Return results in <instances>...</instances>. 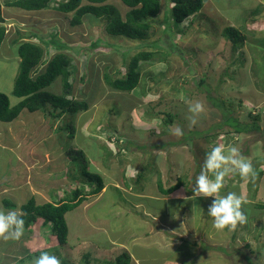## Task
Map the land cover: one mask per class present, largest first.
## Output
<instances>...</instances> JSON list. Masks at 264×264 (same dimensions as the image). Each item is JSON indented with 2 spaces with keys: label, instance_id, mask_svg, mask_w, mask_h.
Listing matches in <instances>:
<instances>
[{
  "label": "rangeland",
  "instance_id": "rangeland-1",
  "mask_svg": "<svg viewBox=\"0 0 264 264\" xmlns=\"http://www.w3.org/2000/svg\"><path fill=\"white\" fill-rule=\"evenodd\" d=\"M6 1L0 0V92L10 104L18 101L12 90L21 42L44 47L57 37L67 49L44 47L32 76L56 52L65 53L67 96L88 108L58 115L47 103L0 121V191L16 200V206L0 201V207L20 211L29 194L38 203L69 200L75 189L86 198L65 213L66 244L59 246L40 220L26 239H0V264H33L41 250L61 264H107L123 253L130 256L127 264H264V208L257 207L264 204V0H204L181 23L171 3L159 0L145 39L108 33V18H124L128 10L121 0L107 1L113 14L88 13L73 27L71 15L56 10L64 0L39 11L6 7ZM227 26L239 31L241 42L224 34ZM142 52L150 56L139 58L138 86L128 93L112 89L105 75L125 76ZM44 89L63 94L61 78ZM196 101L205 111L191 126L188 107ZM176 127L183 136L174 135ZM218 144L239 147L256 172L254 181L230 175L221 190L249 201L243 206L247 223L235 230L214 228L207 213L212 198L192 196L206 154ZM90 172L102 177L100 192ZM178 178L182 186L171 194L157 190L158 181L167 188Z\"/></svg>",
  "mask_w": 264,
  "mask_h": 264
},
{
  "label": "trees",
  "instance_id": "trees-1",
  "mask_svg": "<svg viewBox=\"0 0 264 264\" xmlns=\"http://www.w3.org/2000/svg\"><path fill=\"white\" fill-rule=\"evenodd\" d=\"M108 0H64L59 1L56 10L62 14H70L71 27L82 23V18L88 14H93L96 18L104 15L108 16L115 12L114 8L108 3ZM171 3V15L176 23L183 22L186 18L194 16L203 6L204 0H168ZM51 0H9L4 2L6 7L20 8L25 11H39L48 8ZM124 6L128 8L124 18L114 16L108 18L106 29L109 34L123 35L132 39H145L150 27L148 18L154 17L160 11L159 0H121ZM0 21H3L0 18ZM224 34L232 41L241 42L242 36L233 26L224 28ZM5 35L4 26H0V46ZM237 35V36H236ZM57 37H50L44 41L46 48L50 44L61 51L67 49L63 42ZM44 47L33 41H23L17 46L19 56L18 73L14 79L12 95L18 98L15 104H10L7 95L0 92V121L11 122L23 109L36 111L45 104L49 103L54 110L59 109L58 115L66 111L78 112L86 110L88 103L86 101H77L72 96L67 95L71 91V84L68 82L70 74L68 66L70 58L63 52H56L46 63L42 72L32 76L35 68L41 63L45 54ZM150 56L148 52L138 53L134 56L128 65L125 76L118 78H109L105 75L106 83L114 90L121 92H130L139 84L140 74L137 71L139 58ZM62 80L63 94L54 95L47 92L44 88L51 84L56 78ZM89 180L96 183L95 192H100L104 187L102 177L97 173H88ZM90 180V181H91ZM182 186V180L177 179L176 183L164 188L160 181L157 182V190L160 194L169 195ZM91 194V193H90ZM73 198L67 200L60 198L58 201H43L38 203L31 195L24 203L19 205V210L23 213L25 220V230L27 234L22 237L26 239L31 228L40 221L42 224H48L50 231L56 236L59 246L66 244L68 229L65 222V213L76 207L86 198L78 189L73 191ZM7 206H16L13 202H6ZM257 207L264 208V204H258ZM40 252H44L41 250ZM40 252L29 253L38 256ZM85 260L88 254L82 255ZM130 260L128 253L117 255L113 262L107 264H127ZM86 264L87 261H85Z\"/></svg>",
  "mask_w": 264,
  "mask_h": 264
},
{
  "label": "clouds",
  "instance_id": "clouds-1",
  "mask_svg": "<svg viewBox=\"0 0 264 264\" xmlns=\"http://www.w3.org/2000/svg\"><path fill=\"white\" fill-rule=\"evenodd\" d=\"M187 117L191 126L198 123L197 117L204 113L205 106L202 102L190 103ZM183 130L176 127L174 135L183 136ZM238 174L242 179L254 181L256 172L251 159L245 157L239 147L218 144L206 154L199 175L195 178L192 191L194 198H212L207 208L208 215L213 220V227L217 230H235L238 225L247 223L248 217L244 205L249 201L234 191L221 195L225 187L226 178ZM25 232L23 213L18 210H5L0 207V239L19 241ZM33 264H61V260L49 252H41Z\"/></svg>",
  "mask_w": 264,
  "mask_h": 264
},
{
  "label": "crops",
  "instance_id": "crops-1",
  "mask_svg": "<svg viewBox=\"0 0 264 264\" xmlns=\"http://www.w3.org/2000/svg\"><path fill=\"white\" fill-rule=\"evenodd\" d=\"M3 191H4V189H3ZM3 191H0V195H3V197L1 198V196H0V201L4 204V205H6V202H13V203H15L16 202V200H15V198H12V200H10V199H7V198H5V196H4V194H3ZM5 192H6V190H5ZM29 194V193H28ZM49 194L52 196V193L51 192H49ZM10 195H12L11 193H10ZM32 194H29L28 196H31ZM28 196H27V198H28ZM34 197H35V199H36V196L35 195H33ZM60 198H62V197H59V198H54V199H52V200H50V201H58ZM58 199V200H57ZM36 201H37V199H36ZM44 201H49V200H44ZM43 202V201H42ZM22 203H24V202H21V204ZM39 203H41V202H39ZM16 205V204H15ZM7 206V205H6ZM8 207H10V206H8Z\"/></svg>",
  "mask_w": 264,
  "mask_h": 264
},
{
  "label": "bare ground",
  "instance_id": "bare-ground-1",
  "mask_svg": "<svg viewBox=\"0 0 264 264\" xmlns=\"http://www.w3.org/2000/svg\"><path fill=\"white\" fill-rule=\"evenodd\" d=\"M237 36V35H236ZM119 100H121V99H119Z\"/></svg>",
  "mask_w": 264,
  "mask_h": 264
}]
</instances>
